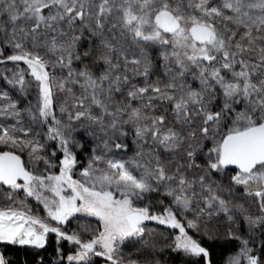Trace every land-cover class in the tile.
<instances>
[{
	"label": "snow or ice",
	"instance_id": "6c2138e0",
	"mask_svg": "<svg viewBox=\"0 0 264 264\" xmlns=\"http://www.w3.org/2000/svg\"><path fill=\"white\" fill-rule=\"evenodd\" d=\"M7 62L15 71L3 78L24 96L34 87L36 103L21 110L0 92V120L14 121L0 123V243L35 249V264H47L40 252L55 234L56 264H140L122 245L147 250L145 222L155 221L178 229L173 251L203 260L209 250L178 218L188 211L197 217L188 229L241 214L264 235V0H0ZM81 134L93 146L76 179ZM52 145L58 163L44 154ZM229 167V187H214L211 175ZM234 188L257 214L220 195ZM161 189L171 198L163 212L140 206ZM76 214L98 221L90 239L62 229ZM62 241L76 246L66 258ZM249 243L229 264H264ZM0 264H12L4 252Z\"/></svg>",
	"mask_w": 264,
	"mask_h": 264
},
{
	"label": "trees",
	"instance_id": "16d2710c",
	"mask_svg": "<svg viewBox=\"0 0 264 264\" xmlns=\"http://www.w3.org/2000/svg\"><path fill=\"white\" fill-rule=\"evenodd\" d=\"M87 48V45H86ZM155 56L156 54L153 53ZM95 57L92 60L86 61V63L92 64ZM12 72V71H11ZM3 71L0 70V92L7 91L11 97L12 101L18 102V107L21 110L26 109V98L23 97L21 93L16 91L10 86H7L3 83ZM12 120H0V123H13ZM24 126H29V120L24 114ZM78 140L81 143H85L86 146L83 149L77 151V159L80 161V164L87 163V160L90 155L89 149L93 146V141H88L85 135L79 136ZM131 143V140H129ZM55 147V145H52ZM51 148L49 147L47 151L44 153L48 155L53 163H58V159L60 158V153L57 151L56 157H51ZM0 150H8L4 145H0ZM22 158L25 161H28L27 151L20 153ZM133 154L132 151L127 153V156H131ZM204 157L200 158V162H202ZM31 166V165H29ZM42 169L44 168L43 163L39 165ZM54 172L58 171L57 169H52ZM234 173L231 169H226L221 173H213L211 175V181L216 184L221 185L225 189L229 187L230 176ZM192 175H196L193 173ZM210 181V182H211ZM225 199H231L234 203L244 204L245 208L252 214H257V208L254 203H252V198L248 197L247 200L241 199L240 197L243 195L242 190L240 188H234L232 193L229 194L228 191H224L220 193ZM18 200H24L26 205H29V208L32 209L35 215L40 217L44 216V210L42 206L33 201L32 199H24L22 195V191L17 194ZM163 202V203H161ZM171 203L170 197H165L163 195V189L159 194H151L147 197L140 206L143 204H151L150 211L154 213L163 212V208L165 205H169ZM0 204H3V198L0 197ZM176 210L175 208L173 209ZM178 218L185 223L186 231H188L189 235H192L194 239L201 242L202 246L206 247L209 250V257L201 260L198 257H189L184 253H177L173 251L169 245L173 243L175 236L177 235L176 230L170 228L167 225H159L155 221H148L146 223V227L151 230L148 235L145 236V240L149 242V248L142 249L140 244H132L129 242H125V245H122V253L124 257L127 259L129 257L133 259H138L140 264H147L148 261H159V264H224L228 257L238 253L242 246L241 240L248 239L250 241L249 246L253 249V252L264 259V235L260 234L259 230H256L254 233L257 235L256 239H251L247 234V228L249 227L247 222L245 221L243 215L236 214L235 215V223L228 221L227 217L221 214L220 216H213L209 219L207 216L201 217L198 220L200 224L199 230L197 229H188L186 225L187 220L197 219L195 214L191 211L183 212ZM98 221L94 217H88L82 214H76L75 217L70 218L69 222L61 225L62 229L71 234L78 233L81 235L82 239L87 240L91 238L92 231L98 227ZM87 228L88 231L84 229ZM235 234L236 237L240 239L231 238L229 236V232ZM55 234H49V246L46 251H41L40 255L45 257L47 264H56V253L54 252V248L56 247L55 243ZM141 244L143 241L140 242ZM154 245L155 247H151ZM61 246L63 249V254L66 258L67 255L72 254L76 250V246L72 243L62 241ZM37 250L32 249L27 246H18V245H5L0 243V252H4L6 254L7 259L12 261V264H35V253ZM147 251L151 252V255L147 254ZM105 261L103 258H94V264H104ZM64 264H67L65 259Z\"/></svg>",
	"mask_w": 264,
	"mask_h": 264
},
{
	"label": "rangeland",
	"instance_id": "374dc122",
	"mask_svg": "<svg viewBox=\"0 0 264 264\" xmlns=\"http://www.w3.org/2000/svg\"><path fill=\"white\" fill-rule=\"evenodd\" d=\"M20 67H26L25 65H23L22 63L20 64ZM0 70H2L3 71V75H2V78H3V76L4 75H8V76H10L11 75V71H15V65L13 64V62H7V63H5V64H0ZM59 74V73H58ZM29 79H30V77H29ZM3 83L4 84H6L7 86H10V87H12L11 85H9L8 83H7V80L6 79H4L3 78ZM13 88V87H12ZM13 89H15V88H13ZM16 91H18L19 93H21L18 89H15ZM23 97H25L26 98V109L28 108V106H29V102H31L32 104H35L36 103V92H35V89H34V87H33V89L31 90V92H30V94L29 95H27V96H24L23 95ZM26 116H27V114H26ZM28 118V117H27ZM84 136V134H81V136ZM79 136L80 135H78L77 136V139L79 138ZM85 137H86V139H88V141H90L91 139L89 138V137H87L86 135H85ZM52 148H51V150L53 149V146H51ZM134 147V146H133ZM78 150H80V149H76V152L78 151ZM83 166H86V163L84 162L83 164L81 163V164H79L78 166H77V168H76V170H75V173H74V178H76V179H79V171H80V169L83 167ZM51 171H53V170H51ZM58 172V171H57ZM22 195H23V198L24 199H32L33 201H35V202H37L34 198H31V197H29V198H25V196H24V193L22 192ZM37 203H39V202H37ZM40 204V203H39ZM41 206H42V208H43V205L42 204H40ZM28 207H29V205H27ZM43 210H44V216L42 217V218H45V219H48L47 218V212H46V210L43 208ZM82 215H84V214H82ZM49 222L53 225V226H56L55 225V222H53V221H50L49 220ZM247 234H248V236L251 238V239H256V237H257V235L255 234V233H253V232H250V230H249V227L247 228ZM177 235H178V233H177ZM249 247H251V246H249ZM239 253V252H238ZM238 253H236V254H234V255H232V256H230V257H228V259L226 260V262L224 263V264H229V260L233 257V256H236ZM105 264V263H104ZM242 264H246V261H243L242 260Z\"/></svg>",
	"mask_w": 264,
	"mask_h": 264
},
{
	"label": "water",
	"instance_id": "95a60500",
	"mask_svg": "<svg viewBox=\"0 0 264 264\" xmlns=\"http://www.w3.org/2000/svg\"><path fill=\"white\" fill-rule=\"evenodd\" d=\"M228 169L235 170L233 167H229Z\"/></svg>",
	"mask_w": 264,
	"mask_h": 264
},
{
	"label": "flooded vegetation",
	"instance_id": "af4514ba",
	"mask_svg": "<svg viewBox=\"0 0 264 264\" xmlns=\"http://www.w3.org/2000/svg\"><path fill=\"white\" fill-rule=\"evenodd\" d=\"M233 171H235V170H233ZM174 230H176V232L178 233V229H174ZM179 234V233H178Z\"/></svg>",
	"mask_w": 264,
	"mask_h": 264
}]
</instances>
